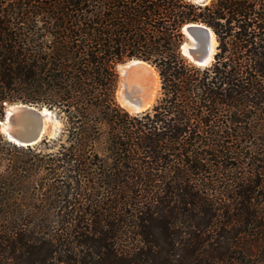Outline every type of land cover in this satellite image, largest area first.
I'll return each mask as SVG.
<instances>
[{"label":"trees","instance_id":"obj_1","mask_svg":"<svg viewBox=\"0 0 264 264\" xmlns=\"http://www.w3.org/2000/svg\"><path fill=\"white\" fill-rule=\"evenodd\" d=\"M131 58L159 78L138 112ZM20 102L56 133L0 129V264H264V0H0V121Z\"/></svg>","mask_w":264,"mask_h":264},{"label":"water","instance_id":"obj_2","mask_svg":"<svg viewBox=\"0 0 264 264\" xmlns=\"http://www.w3.org/2000/svg\"><path fill=\"white\" fill-rule=\"evenodd\" d=\"M195 1L203 4L208 0ZM182 32L185 36L181 45L182 54L196 65L209 63L213 58L215 48L212 30L202 23H188L184 25ZM130 61H139L151 66L148 62L138 58H131L121 64ZM146 65H144V71L150 75ZM124 94H126V90H124ZM141 107L142 102L137 101L132 112L144 110ZM54 119L53 112L46 107L15 103L7 107L4 118L0 121V128L8 141L19 146H32L43 138L52 136Z\"/></svg>","mask_w":264,"mask_h":264},{"label":"bare ground","instance_id":"obj_3","mask_svg":"<svg viewBox=\"0 0 264 264\" xmlns=\"http://www.w3.org/2000/svg\"><path fill=\"white\" fill-rule=\"evenodd\" d=\"M212 37L214 38L213 33ZM144 65L146 64L139 61H130L124 64L121 69L122 77L118 85L117 101L129 112H132L137 101L142 102L141 109L151 106L159 87V79L154 67L146 65L150 71V75H148L144 71ZM124 90H126V94H124Z\"/></svg>","mask_w":264,"mask_h":264},{"label":"rangeland","instance_id":"obj_4","mask_svg":"<svg viewBox=\"0 0 264 264\" xmlns=\"http://www.w3.org/2000/svg\"><path fill=\"white\" fill-rule=\"evenodd\" d=\"M193 2H195V3H197L195 0H192ZM209 1V0H208ZM207 1V2H208ZM206 3V2H205ZM200 4V3H199ZM204 4V3H203ZM184 34V33H183ZM184 40H185V36H184ZM215 46V45H214ZM214 50H215V48H214ZM124 64H119L118 66H117V71H118V81H117V88H116V100H117V92H118V85H119V82H120V79H121V77H122V74H121V69H122V66H123ZM124 67V66H123ZM157 73V72H156ZM158 75V74H157ZM159 79V78H158ZM158 94H159V87L157 88V91H156V95H155V98H154V101L156 100V98H157V96H158ZM154 101H153V103H154ZM118 102V101H117ZM20 103H22V102H20ZM119 103V102H118ZM15 104V103H14ZM25 104V103H24ZM10 105H13V104H10ZM9 106V105H8ZM7 106V107H8ZM121 107H123L122 105H120ZM7 107H6V109H7ZM124 108V107H123ZM124 109H126V108H124ZM127 110V109H126ZM53 128H54V133L52 134V136L56 133V125L55 124H53ZM1 129V128H0ZM2 132V131H1Z\"/></svg>","mask_w":264,"mask_h":264}]
</instances>
